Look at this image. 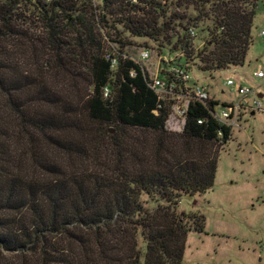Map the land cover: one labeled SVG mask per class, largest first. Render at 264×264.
I'll return each mask as SVG.
<instances>
[{
    "label": "trees",
    "instance_id": "16d2710c",
    "mask_svg": "<svg viewBox=\"0 0 264 264\" xmlns=\"http://www.w3.org/2000/svg\"><path fill=\"white\" fill-rule=\"evenodd\" d=\"M98 1L0 0V264H183L205 231L178 202L213 188L231 130L200 102L168 129L132 56L179 54L211 78L243 66L264 0Z\"/></svg>",
    "mask_w": 264,
    "mask_h": 264
},
{
    "label": "rangeland",
    "instance_id": "374dc122",
    "mask_svg": "<svg viewBox=\"0 0 264 264\" xmlns=\"http://www.w3.org/2000/svg\"><path fill=\"white\" fill-rule=\"evenodd\" d=\"M193 11L190 7L189 12ZM262 29L263 8L258 10L254 42L243 66H233L211 78L208 72L192 65V76L214 87L212 92H217L225 101L234 99L233 89L225 84L228 78L250 88L263 85L264 78L254 76L258 61L264 59ZM208 41V31L201 26L196 45ZM159 65L153 54L147 62L151 74L157 72ZM261 99L264 104V97ZM231 137L228 143L217 148L218 167L213 188L183 196L178 202V213L196 216L199 221L203 217L205 222L204 232H189L183 264H264V113L245 115L242 126L235 128ZM145 200L147 207L157 204L148 197ZM139 244L143 245L142 240Z\"/></svg>",
    "mask_w": 264,
    "mask_h": 264
},
{
    "label": "built area",
    "instance_id": "2783aa9c",
    "mask_svg": "<svg viewBox=\"0 0 264 264\" xmlns=\"http://www.w3.org/2000/svg\"><path fill=\"white\" fill-rule=\"evenodd\" d=\"M45 1L47 2L49 0ZM92 1L94 6H99L101 4L98 0ZM99 26L101 27L102 25L99 23ZM190 34L192 36H197L196 28H191ZM101 35L107 40L110 39L106 27H101ZM260 35L264 36V29H262ZM153 54L154 50L143 47L139 50V54L132 56V59L146 67L149 71L147 62L151 59ZM178 55L179 54L171 55L169 53L163 55L156 54L160 63L158 70L154 74H151L149 71L151 87L157 92L160 100L166 102V105L170 106V113L167 120L168 129L182 132L187 123L188 112L192 103L195 102H200L206 107L210 115L221 127H229L231 135L235 128L242 126L245 115L247 116L248 114H254L256 112L264 113L262 97L259 96L261 93L264 94V84L258 85V88H250L240 84L239 81L232 77L228 78L225 84L233 89L232 94L234 95V99L225 101L217 95V92H212L214 87L195 79L192 76L191 69L170 63V61L174 60ZM106 58L111 60L113 68L119 63L118 58L111 55V53H107ZM254 76L257 78H264V59L258 61ZM109 93V88H105V96H108ZM164 102H161L160 106H163ZM203 122L204 119H199V123ZM221 127L218 131L220 138H222L224 134Z\"/></svg>",
    "mask_w": 264,
    "mask_h": 264
},
{
    "label": "water",
    "instance_id": "95a60500",
    "mask_svg": "<svg viewBox=\"0 0 264 264\" xmlns=\"http://www.w3.org/2000/svg\"><path fill=\"white\" fill-rule=\"evenodd\" d=\"M259 96H260V97H263V94H260Z\"/></svg>",
    "mask_w": 264,
    "mask_h": 264
},
{
    "label": "crops",
    "instance_id": "0c3cea01",
    "mask_svg": "<svg viewBox=\"0 0 264 264\" xmlns=\"http://www.w3.org/2000/svg\"><path fill=\"white\" fill-rule=\"evenodd\" d=\"M261 94H263V93H261ZM263 97H264V94H263ZM263 97H262V98H263ZM256 113H257V112H256ZM256 113H254V114H256Z\"/></svg>",
    "mask_w": 264,
    "mask_h": 264
}]
</instances>
